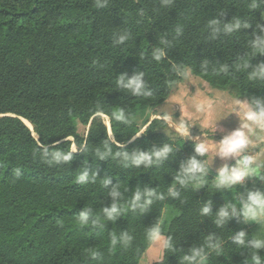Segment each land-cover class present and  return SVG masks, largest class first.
Masks as SVG:
<instances>
[{"label":"trees","instance_id":"1","mask_svg":"<svg viewBox=\"0 0 264 264\" xmlns=\"http://www.w3.org/2000/svg\"><path fill=\"white\" fill-rule=\"evenodd\" d=\"M250 3L171 0L162 6L163 0H107L105 7H96V0H0V264H139L152 242L148 228L160 222L166 205L179 213L165 232L173 248L164 250L163 264H181L183 255L204 246L210 235L221 242V252H210L205 264H245L249 249L230 238L241 230L253 238L252 222L236 216L220 227L215 221L229 191H264V168L252 181L217 189L219 172L207 151L196 157L205 169L197 174L203 184L197 188L194 180L181 186L175 177L199 143L167 134L169 124L160 118L133 137L140 131L134 117L164 103L186 68L231 97L264 99V80L248 79L264 62V55H251L252 41L264 35L257 26H264V6L250 10ZM237 17L251 26L226 33L224 25ZM157 48L166 53L160 61L153 58ZM245 57L250 66L237 71ZM222 65L227 72L219 71ZM139 73L150 96L117 85L119 76ZM120 109L125 121L114 118ZM103 114L110 118L114 139L107 138ZM79 125H89L85 135ZM72 144L78 150L70 162L48 163L53 152L70 151ZM105 144L113 155L100 159L96 152ZM164 144L173 151L150 168L125 166L114 156ZM81 172L96 175L95 182H77ZM105 178L110 182L103 186ZM173 184L177 197L168 195ZM114 187L120 197L111 195ZM148 189L164 199L153 197L146 212L132 210L136 191ZM115 201L123 209L116 220H104L103 227L78 223L85 209L92 213L90 221L103 219V208ZM206 204L211 213L202 215ZM124 231L133 237L130 246L112 247L111 235ZM260 255L264 259V250Z\"/></svg>","mask_w":264,"mask_h":264},{"label":"clouds","instance_id":"2","mask_svg":"<svg viewBox=\"0 0 264 264\" xmlns=\"http://www.w3.org/2000/svg\"><path fill=\"white\" fill-rule=\"evenodd\" d=\"M171 3V0H163L162 6H167ZM107 0H96V7H105ZM264 6V0H251L248 5L250 10H257ZM264 18V14H262ZM212 24H218L219 21H212ZM250 22L239 17L234 18L231 22L224 25V31L226 33H232L241 28L250 27ZM262 32H264V26L257 25ZM121 42L126 39V37H121ZM161 43H167L166 41H161ZM251 55L254 57L257 54L264 55V35L257 36L251 45ZM166 55L163 48H157L153 52V58L156 61H160ZM250 66V60L245 57L239 63L235 65L237 71H245ZM221 72H227L228 66L222 65L219 69ZM144 73H139L133 76L131 79H126L124 75L118 77L117 85L132 95H144L150 96L151 91L147 90V82H145L142 77ZM249 80H264V62L259 63L253 71L248 73ZM237 108L234 110V114L239 118V126L226 135L222 140L218 141L217 151L215 157L219 156L221 158L229 157H240L236 161L235 166L230 169L227 167L222 168L219 171L218 179L216 181L217 189H227L234 185H242L246 178H251L257 175L261 168L264 167V163H258L262 158H264V149L255 152L252 155L246 154L249 148H253L255 145L264 144V99L253 97L251 101L246 99H241L240 97L236 100ZM114 118L117 121H125V113L123 109H120L114 114ZM146 131V129H141L140 133L136 136H140ZM135 136V137H136ZM108 139H113L111 133L108 134ZM83 148V146H81ZM78 148L73 146L70 151H55L52 153V160L48 163H68L73 159V152L77 151ZM173 151L172 147L164 144L159 148H153L152 151L148 152H116L115 157H119L122 162H130L132 166L139 168L141 165L145 168H150L155 164L166 160L169 154ZM208 151V148L204 144H199L195 148L196 155L188 160L185 165L181 166V171L175 177V180L181 185L186 186L191 181H196V187L199 188L203 184V180L199 178L197 174H203L205 169L196 157L204 156ZM47 155V152L45 153ZM96 155L100 159H105L110 155H113L111 148L107 147L105 144V150H97ZM86 179H91L94 183L96 175H92L90 178L87 172H81L77 177V182H83ZM261 181H264V177H260ZM109 179H103V186L109 184ZM111 195L116 198L120 197L122 194L118 191L116 187L112 189ZM168 195L172 197H177L180 195L175 191V184L169 187ZM153 197L156 199L163 200L164 195L157 193L154 189H148L141 192L137 190L131 199L129 207L132 210H139L140 212H146L150 205L153 203ZM123 209L115 202L112 203L110 207L103 208V219L96 217L91 219L92 213L85 209L78 217V223L81 225H87L91 222L93 226L103 227L104 220L114 221L120 215ZM211 213V205L206 204L201 209L202 215H209ZM216 219V224L218 226H223L230 218L240 217L242 222H256L258 224H264V191L261 190H250L246 198L240 200L239 209L233 205L228 204L222 207ZM249 234L241 230L235 233L230 239L238 247L247 248L250 251V256L246 258L245 264H264V259H262L260 253L264 250V232L259 233L253 238H248ZM148 238L152 242L160 241V264L164 261V250L173 248L171 244V238L166 237L162 232L161 222L157 221L152 227L148 228ZM133 237L124 231L119 235L112 234L110 238L111 246L115 247L118 243L127 248L130 246ZM215 251L217 254L221 252V242L214 238L213 236H208L205 245L202 247H193L188 253H185L182 257L181 264H205L208 259L210 252ZM95 255V253H93Z\"/></svg>","mask_w":264,"mask_h":264},{"label":"rangeland","instance_id":"3","mask_svg":"<svg viewBox=\"0 0 264 264\" xmlns=\"http://www.w3.org/2000/svg\"><path fill=\"white\" fill-rule=\"evenodd\" d=\"M220 92L221 90L210 88L204 80L195 76L190 69L186 68L181 72V81L173 87L169 98L160 106L138 113L134 117V121L141 131V129H146L153 119H165L169 124L168 129L165 130L167 134L175 136L178 133L179 135L196 140L199 144L212 143L214 146L217 144V137H221L218 134L219 129L216 125L218 112L215 108L216 101L221 99ZM102 117L108 126L109 133H111L114 139L110 118L104 114ZM24 122L26 123V120ZM31 128L32 130L34 129L33 125ZM88 128L89 125L87 127L79 125V133L85 135ZM33 134L36 136L34 132ZM135 136L133 139L139 137ZM69 139L73 140L72 137H69ZM73 146L77 147L75 144H72ZM178 213L179 211L170 205L164 207L160 220L163 233L167 230L171 219ZM254 223L252 222V225ZM261 227V232H264V224ZM159 245L160 241L151 242L140 259L139 264L147 261L150 264L149 260L153 261L159 258L161 247L152 257H149V251L154 246L158 248Z\"/></svg>","mask_w":264,"mask_h":264},{"label":"crops","instance_id":"4","mask_svg":"<svg viewBox=\"0 0 264 264\" xmlns=\"http://www.w3.org/2000/svg\"><path fill=\"white\" fill-rule=\"evenodd\" d=\"M219 94L221 96V99L219 101H216L215 108L218 112L216 125H217V128L219 129L218 134L221 135V137H217L218 138L216 140L217 144L214 146L212 143H209V144L205 143L204 144L208 148V151L211 153L210 158H209V162L211 163L212 167L217 172H219L224 167H227L230 169L231 167L235 166L236 161L238 159H240V157H229V158H221L219 156L215 157V153L217 151L218 141L222 140L226 135H228L230 132H232L233 130H235L239 126V118L234 114V110L237 108V104H236L237 98L231 97L222 91ZM241 99H243V98H241ZM261 149H264V144L255 145L253 148H249L246 154L252 155L257 151H260ZM258 163H264V158H262L260 161H258ZM263 168L264 167H262L261 170ZM254 177H255V175L251 178H246L244 182H246L247 180L252 181L254 179ZM248 192L249 191H234V190L229 191L224 196V200H225L226 205L233 204L236 207H240V200L243 198H246ZM261 226H262V224H258L256 222L251 226L253 236L258 235L261 232V228H262ZM165 232L163 233L164 235H165ZM160 247H161V242H160V245L158 246V248H157V246L156 247L154 246L149 251V257H152L153 254H155V252L157 250H159ZM159 260H160L159 258H156L153 261H151V260H149V261H150V264H152L153 262H156ZM147 262H143L141 264H146Z\"/></svg>","mask_w":264,"mask_h":264},{"label":"bare ground","instance_id":"5","mask_svg":"<svg viewBox=\"0 0 264 264\" xmlns=\"http://www.w3.org/2000/svg\"><path fill=\"white\" fill-rule=\"evenodd\" d=\"M26 123H27L30 127H32L31 123H30L28 120H26Z\"/></svg>","mask_w":264,"mask_h":264},{"label":"water","instance_id":"6","mask_svg":"<svg viewBox=\"0 0 264 264\" xmlns=\"http://www.w3.org/2000/svg\"><path fill=\"white\" fill-rule=\"evenodd\" d=\"M25 121V120H24ZM27 124V123H26ZM28 125V124H27ZM29 126V125H28ZM30 127V126H29ZM31 128V127H30ZM32 129V128H31Z\"/></svg>","mask_w":264,"mask_h":264}]
</instances>
